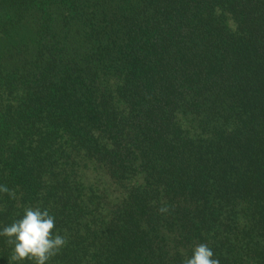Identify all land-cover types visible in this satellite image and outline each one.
I'll return each instance as SVG.
<instances>
[{
    "label": "trees",
    "instance_id": "16d2710c",
    "mask_svg": "<svg viewBox=\"0 0 264 264\" xmlns=\"http://www.w3.org/2000/svg\"><path fill=\"white\" fill-rule=\"evenodd\" d=\"M2 3L0 229L47 209L48 264H264V0Z\"/></svg>",
    "mask_w": 264,
    "mask_h": 264
},
{
    "label": "clouds",
    "instance_id": "9594fccd",
    "mask_svg": "<svg viewBox=\"0 0 264 264\" xmlns=\"http://www.w3.org/2000/svg\"><path fill=\"white\" fill-rule=\"evenodd\" d=\"M0 192L14 196L4 185H0ZM54 228L55 217L47 209L26 208L20 219L0 229V237H6L7 243L13 246L11 260L15 264L25 260H32L33 264H48L66 244L63 236L54 234ZM214 255L207 244H200L184 264H219Z\"/></svg>",
    "mask_w": 264,
    "mask_h": 264
},
{
    "label": "rangeland",
    "instance_id": "374dc122",
    "mask_svg": "<svg viewBox=\"0 0 264 264\" xmlns=\"http://www.w3.org/2000/svg\"><path fill=\"white\" fill-rule=\"evenodd\" d=\"M3 0H0V33H1V27H3L5 24L8 22L11 23L13 21H16L15 16L12 15L11 11L9 10L8 7H6L3 3ZM30 28H27L23 25H17L15 26V31L12 30V35L17 36V35H29ZM13 38V37H12ZM15 39V38H14ZM4 44L5 42L0 39V64H4L5 61V50H4Z\"/></svg>",
    "mask_w": 264,
    "mask_h": 264
}]
</instances>
